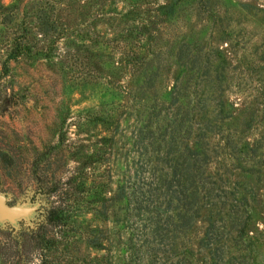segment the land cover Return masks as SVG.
<instances>
[{"label":"rangeland","instance_id":"rangeland-1","mask_svg":"<svg viewBox=\"0 0 264 264\" xmlns=\"http://www.w3.org/2000/svg\"><path fill=\"white\" fill-rule=\"evenodd\" d=\"M48 1L0 0V264H264V0H54L45 36ZM56 206L80 215L54 225ZM95 226L103 247L75 237Z\"/></svg>","mask_w":264,"mask_h":264},{"label":"trees","instance_id":"trees-1","mask_svg":"<svg viewBox=\"0 0 264 264\" xmlns=\"http://www.w3.org/2000/svg\"><path fill=\"white\" fill-rule=\"evenodd\" d=\"M51 1H54V0H49L46 5H44V2H43L44 6L39 7L38 8L39 10H37V18H38L37 19V27H38L39 32L41 33V35H45V36L47 35V33H50L51 31H54L56 29V25L52 21V18L51 19L49 18L48 13H47V9L51 7ZM56 1L58 2L60 0H56ZM63 1L67 2L69 0H63ZM26 50H28V47L25 46L24 44L20 43V41H18L16 43H14L13 46L10 48L9 53H11V54L9 56L15 57V56L19 55V53H21L23 51H26ZM138 54L139 53L137 52V53L134 54V56H135V58L137 57V59L140 60L143 57V52H141L139 55ZM180 56L185 57L188 60L191 68H194L195 66H197V55L196 54H189V52L184 53V54L178 53L177 54V59H181ZM183 89H184V87H182V90ZM182 90H181V87H178L176 84H173L171 89H169V91H168L169 92L168 93L169 98H171L173 101H176L178 99V96L180 95V92ZM194 96H195V94L193 95V97ZM203 99H206V97L203 98ZM208 99L210 100L211 98L209 97ZM197 101H199V100L195 99V102H197ZM206 105H208V103H206ZM206 130H209L208 123L203 124L199 128V131L197 132V136L199 137L198 138L199 142H196V143H198L196 146L199 147V148L197 149V152H195V153L198 154L197 155V159L199 161V164H198L197 167L199 168V172H198L199 178L198 179H199V182H200L199 183L200 187H202L203 179L205 178V176H203L202 173L204 172L205 164L207 162V160H206L207 152H206V149H205L206 144H207V139H205V131ZM144 144H145V142L142 143V146ZM145 147H146V145H145ZM184 148H186V150L189 149L186 143L184 144ZM205 181H207V180H205ZM106 183H107V179H105V178L95 179V180L94 179H89V180L86 181V186H87V189H88L87 191L89 192L88 198L86 199V204L88 206V209H90V211L92 213H99V214H104L105 213V209H106L108 198H109L108 196L105 195V193L108 191L105 188L106 187ZM75 185H77V184H75ZM80 185L81 186L83 185L82 181L80 182ZM93 185H94L95 188L93 187ZM91 187H93V188L90 189ZM201 189L204 190V188H201ZM205 190H206L205 191L206 194L200 197L199 201H201V202H202V200L207 201V199L209 197V190L208 189H205ZM124 191H125V186L124 185H119L114 191V198L122 197L124 195ZM210 197H211V195H210ZM75 199L76 198L73 195L72 196V200H75ZM133 203H135L134 207H136V203H137L136 197L133 199ZM213 204H214V202L211 201V199H210L209 205L212 206ZM70 210H71V208L68 209V208H63V207H60V206L51 207V208L46 210L45 215L43 216V218L46 221H49V222L52 221L54 225L55 224L56 225H59V224L60 225H65V224L69 223L68 222L69 220H71V221H72V219L76 220L77 219L76 215L77 216L80 215L79 213L73 212L74 210H71V211ZM231 225L233 227L232 229L236 230L235 223L231 222ZM220 227H222V224L220 225ZM220 227L219 226L214 227L213 222H209L208 223V225L205 227V230L203 232V239H205V244H208V243L212 242V240L215 241L217 239V237L219 236L218 234H220L221 230L223 229V227H222V229ZM219 228H220V230H219ZM69 229L71 230L70 227H69ZM240 229L241 228H239L237 230H240ZM101 230H102V228L100 226H95V227H92V228H89V229H86V230H81L79 235L75 236V237H78V239H80V240L83 239L90 246H92L94 248H101V247H103V243H104L103 239L105 238L103 235L100 234L102 232ZM27 231H29V229ZM30 231L32 233L31 238L33 240H35V242L38 243L41 247L44 248L43 245L47 241V238H45V236H44V231H42V232L38 231L37 232L34 229H31ZM20 233L23 234V230L18 232V233H15V235H19ZM58 235H59V238L61 236H64V234L62 232H60ZM71 236H73V235H71ZM59 238H52V240L49 239L50 240L49 246L51 244V241L56 242V244L61 242V240ZM65 242H66V239H65ZM65 242H62V243L66 244V245H69L67 242L66 243ZM54 248L57 250L56 247H54ZM63 248H65V246ZM73 255L74 254L71 253V256H73ZM36 264H51V260L46 261V258H44V254H42V257L40 258V261L38 263H36Z\"/></svg>","mask_w":264,"mask_h":264},{"label":"water","instance_id":"water-1","mask_svg":"<svg viewBox=\"0 0 264 264\" xmlns=\"http://www.w3.org/2000/svg\"><path fill=\"white\" fill-rule=\"evenodd\" d=\"M0 209H1V210H4V207H3L1 204H0Z\"/></svg>","mask_w":264,"mask_h":264}]
</instances>
